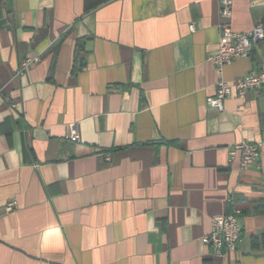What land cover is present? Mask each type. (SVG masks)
<instances>
[{"label":"crops","instance_id":"crops-1","mask_svg":"<svg viewBox=\"0 0 264 264\" xmlns=\"http://www.w3.org/2000/svg\"><path fill=\"white\" fill-rule=\"evenodd\" d=\"M219 1L0 0V264H264V90L207 103L264 40L218 72ZM263 22L233 0L235 31ZM234 208L237 251L205 245Z\"/></svg>","mask_w":264,"mask_h":264},{"label":"built area","instance_id":"built-area-1","mask_svg":"<svg viewBox=\"0 0 264 264\" xmlns=\"http://www.w3.org/2000/svg\"><path fill=\"white\" fill-rule=\"evenodd\" d=\"M220 23H219V44L216 51L210 56L218 72L222 73L224 66L232 62L247 58L251 55L255 44L264 40V25L259 24L250 32L235 31L231 24L233 12V0L219 1ZM194 30V26H191ZM39 57L29 58L19 70L24 73L32 65L38 63ZM264 90V64L256 72H251L235 82L230 83L221 79L217 84L216 92L213 96L207 98L210 107L223 112L225 109V100L236 94L240 98H245L250 92ZM2 100L0 98V105ZM68 138L72 142H78L79 132L72 125ZM260 144L244 140L236 144L232 150V155L239 152L241 155V166L243 169H249L255 166L260 157ZM8 210L14 209V203L8 204ZM242 210L234 208L231 212L217 216L212 221V228L209 234L202 238L205 245L211 246L218 252L237 251L242 236Z\"/></svg>","mask_w":264,"mask_h":264},{"label":"trees","instance_id":"trees-1","mask_svg":"<svg viewBox=\"0 0 264 264\" xmlns=\"http://www.w3.org/2000/svg\"><path fill=\"white\" fill-rule=\"evenodd\" d=\"M263 25H264V22H263Z\"/></svg>","mask_w":264,"mask_h":264}]
</instances>
